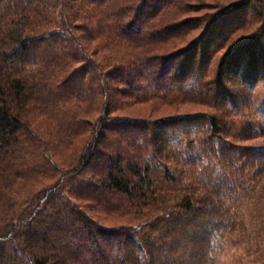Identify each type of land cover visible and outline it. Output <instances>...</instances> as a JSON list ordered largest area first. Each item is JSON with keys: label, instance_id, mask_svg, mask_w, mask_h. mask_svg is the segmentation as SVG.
Segmentation results:
<instances>
[{"label": "trees", "instance_id": "1", "mask_svg": "<svg viewBox=\"0 0 264 264\" xmlns=\"http://www.w3.org/2000/svg\"><path fill=\"white\" fill-rule=\"evenodd\" d=\"M244 1L263 21L264 0ZM178 2L0 0V264H210L239 230L226 201L244 193L234 190L240 158L231 142L210 144L222 131L218 118L208 117L201 151L188 139L184 168L172 146L179 133L190 137L194 114L115 113L130 101L186 92L188 80L203 87L202 75H190L205 73L195 68L197 46L207 64L213 36L205 30L206 43L169 44L190 20L164 19ZM260 37L230 49L217 73L243 72L254 84ZM80 137L84 145L67 164L63 150ZM202 152L233 171L215 170ZM46 173L43 185L38 175ZM113 197L139 220L102 224L78 201L99 206Z\"/></svg>", "mask_w": 264, "mask_h": 264}, {"label": "rangeland", "instance_id": "2", "mask_svg": "<svg viewBox=\"0 0 264 264\" xmlns=\"http://www.w3.org/2000/svg\"><path fill=\"white\" fill-rule=\"evenodd\" d=\"M178 3L175 7L165 10L164 19L177 20V22L190 20L182 25L181 32L175 35L176 37L168 40L169 44L178 47L192 44L194 40L204 38L205 30L211 32L206 38L213 36L211 40H208L210 48L212 46L214 50L209 63H205L206 58L203 56L204 59L199 58L200 45L197 46L195 68L203 66L205 73L195 69L196 71L190 75L192 77L202 75L199 79L203 87H198L197 83L188 80L186 85L192 88L186 92H174L168 95V100L154 98L143 102L130 101L122 105L115 113L143 118H157L167 114H194L193 131L189 134L190 137L185 133H179L180 140L174 142L172 146L173 149L180 150L178 153L180 158L176 165L184 168L187 164L181 156H186L188 153L186 147L188 139H192L190 143L192 150L201 151L206 145L205 139L208 138V117L218 118L222 131L213 133L210 144L218 148L221 141L226 140L236 146L240 158L238 161L240 171L236 170V172L237 175H241L242 184L237 183L239 186H236L234 190L236 194L241 191L244 193L242 196L231 197L226 201V204H229L234 211L240 228L234 232L231 239H226L217 246L218 248L216 247L210 264H264V155L258 154L259 151L264 150V75L261 76V72H264V59L257 58L260 64L258 63L255 70L258 76L254 84H251V79L247 81L244 79L243 72L238 73L237 76L225 70L221 74L217 73L221 69L223 57L242 41L252 44L256 36H262L258 41L263 47L262 54H264V20L258 21L260 17L255 15L256 10L253 5L245 6L244 0H179ZM262 3L264 4V1ZM256 8L259 10L258 7ZM206 38L203 39L205 43ZM248 57L249 53L243 52L242 62H247ZM219 79L222 80L223 88L228 93L227 97L216 92V89L221 87L217 83ZM189 82L193 85L191 86ZM96 115L97 113L92 118L94 119ZM82 139L83 137H80L76 146H69L63 150L61 155L64 162L68 164L75 161L74 157L84 145ZM255 150L258 153H253ZM218 152L217 150V154ZM201 155L204 160L211 158L215 170L228 175L233 171V167L223 162L218 163V159L205 157L209 153L202 152ZM255 170H258L256 174ZM197 173L199 172L196 171ZM48 174L38 175L42 177L43 185L49 184L51 180L50 177L46 178L45 175ZM249 184L253 185V190L250 192L246 190ZM240 186L242 188H239ZM78 201L85 206L93 218L102 224L109 226L134 224L139 220L133 208H129L125 201L122 203L120 198L113 197L108 200L109 202L107 201L109 204L101 203L99 206L83 198Z\"/></svg>", "mask_w": 264, "mask_h": 264}]
</instances>
